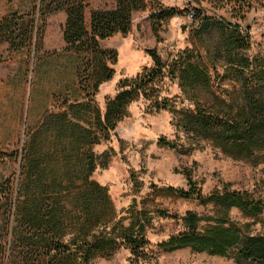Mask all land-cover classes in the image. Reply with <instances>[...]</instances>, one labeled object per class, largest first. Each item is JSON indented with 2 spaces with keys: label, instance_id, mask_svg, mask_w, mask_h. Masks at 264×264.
<instances>
[{
  "label": "trees",
  "instance_id": "trees-1",
  "mask_svg": "<svg viewBox=\"0 0 264 264\" xmlns=\"http://www.w3.org/2000/svg\"><path fill=\"white\" fill-rule=\"evenodd\" d=\"M87 5L88 0H40L29 12L11 11L0 18V44L7 43L14 51H37L42 45L45 17L63 11L62 37L65 49L78 57L75 77L82 91L80 99L63 102L58 111L46 112L36 127L28 129L17 182L8 178L0 183V264H92L122 247L129 250L131 264H148L147 227L153 216L133 203L117 210L108 188L92 178L97 167L93 146L115 135L128 106L138 99L144 101L146 113H172L176 128L193 141H208L236 160L264 163V55L250 58L239 52L249 47L248 24H233L229 14L218 19L201 16L198 9L191 13L200 21L197 30L219 31L225 73L239 84L238 101L216 98L218 102L203 103L194 95L193 107L177 106L176 96L161 95L157 83L168 77L186 93L208 88L209 68L194 49L179 50L167 63L155 49H149L152 67L120 80L102 109L94 96L99 86L112 78L110 63L116 61L117 53L101 48L100 41L127 35L132 14L145 9L146 0H115L112 9L91 10L89 29L84 21ZM182 12L170 7L151 13L153 32L157 35L162 21ZM158 143L176 148L175 141L163 137ZM192 149L190 144L181 147L184 153ZM184 177L186 187L168 186L167 192L211 204L215 214L187 210L176 215L157 209V216L178 219L183 229L155 245L163 251L189 247L212 255L232 254L237 263L264 264V234L246 232L228 214L237 208L244 215L257 216L264 201L227 186L204 194L189 171H184ZM201 221L211 224L199 228Z\"/></svg>",
  "mask_w": 264,
  "mask_h": 264
},
{
  "label": "rangeland",
  "instance_id": "rangeland-1",
  "mask_svg": "<svg viewBox=\"0 0 264 264\" xmlns=\"http://www.w3.org/2000/svg\"><path fill=\"white\" fill-rule=\"evenodd\" d=\"M39 1L0 0V18L11 11L29 12L37 8ZM114 7L115 0H88L84 12L86 28L89 29L91 10ZM170 7L183 12L162 21L156 35L150 14ZM195 9L201 16L219 19L229 14L233 24H248L249 47L239 52L250 58L264 55V0H245L240 4L236 0H146L145 9L132 14L127 35L116 34L100 41L101 48L117 53L116 61L109 62L114 69L112 78L103 82L94 96L100 108H104L105 98L116 92L120 80L133 78L152 67L149 49H155L166 63L179 50L194 49L209 68L208 88L186 93L177 81L168 77L157 83L161 95L176 96L177 106L193 107L191 96L194 95L203 103L218 102V99L238 101L239 84L225 73L221 35L216 28L209 32L197 30L200 21L191 15ZM65 18L63 11L45 17L40 50L14 51L8 49L7 43L0 44V183L8 178L17 182L21 148L28 129L36 127L46 112L58 111L63 102L80 99L82 94L75 77L78 57L65 49L62 37ZM172 118L167 110L146 113L142 99L132 102L127 116L117 124L115 135L93 146L97 167L92 178L108 188L117 210L133 203L138 210L145 209L153 216L152 224L147 227L148 264H260L237 263L232 254L212 255L189 247L163 251L155 245L183 229L180 220L157 216V209L176 215H183L187 210L205 216L215 214L211 204L203 205L195 199L167 192L168 186L186 187L184 171H189L204 194L227 186L231 190H245L264 201V163L236 160L222 154L208 141L195 142L181 128H176ZM159 137L175 141L176 148L160 145ZM189 144L193 149L182 152L181 147ZM228 214L246 232L264 234V209L257 216L244 215L237 208H231ZM128 221L129 218L125 220ZM209 224L201 221L199 228ZM92 264H131L130 252L122 247L111 257L94 259Z\"/></svg>",
  "mask_w": 264,
  "mask_h": 264
}]
</instances>
